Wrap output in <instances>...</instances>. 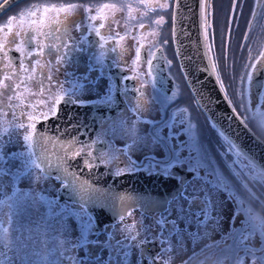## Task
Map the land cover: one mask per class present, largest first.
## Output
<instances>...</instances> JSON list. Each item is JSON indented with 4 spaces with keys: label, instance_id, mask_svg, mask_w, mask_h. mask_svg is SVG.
<instances>
[{
    "label": "snow or ice",
    "instance_id": "1",
    "mask_svg": "<svg viewBox=\"0 0 264 264\" xmlns=\"http://www.w3.org/2000/svg\"><path fill=\"white\" fill-rule=\"evenodd\" d=\"M10 2L11 0H0V14H2V11L6 9ZM93 7L94 5L91 0L79 4L37 3L25 8L18 15L9 16L5 22L0 23V116L7 118L10 115L12 118L11 120L0 119V128L3 129V131L0 132V176L13 175L10 167L11 164L17 159H22L25 156H27V159L23 160L22 167L28 172L29 177L34 181L38 182L42 179H46L47 176L51 174L48 169L52 167V161L48 157L49 149L47 146H44L42 154L37 157V159H40L41 161L47 160V168H42L41 163H37V160L32 159V156L35 155L34 153H8L4 151L5 148L12 145L14 142H20L21 137L18 133L21 129L26 130L22 136V140L26 146L30 147L28 142L35 139L37 143L47 141L53 149H58V151L53 154L57 156V160L60 162V165L64 167L65 171H69L70 169L69 162L75 161L78 158L81 161V170H91L101 164L107 166L112 161L118 160V157L114 155L94 154L92 148L93 145L96 144V141L81 140L80 136L82 132L80 131L75 135H69L67 137L63 135L64 132L71 133L74 128H82L79 124H69L67 128L64 129H60L58 126L57 135H50L47 131H40L37 128V124L46 125L50 120L59 119V106L61 102L67 106L78 105L80 107H84L88 103H100L99 100L95 102L81 100L76 91L69 92L65 90L63 88V82L53 76V72L58 73L59 66L66 62L65 54L62 53L61 49L67 46V41L64 40L63 37L68 34V25L74 23L75 28L82 33L84 31H89L84 25L73 20V15L78 14L81 10L85 14L91 13ZM125 7L128 10L130 19L136 21L141 29L145 27V20L151 25L162 27L165 23L164 14H167L169 10H172L173 33L175 34L178 14L180 11V0H174V3H168V0H129L127 3L121 2V10ZM237 7V0H232L231 10L235 11ZM100 8L116 10L117 3H104L100 5ZM209 9L214 10V5L210 4L209 0H197L196 17L201 30L200 45L204 49L202 55L205 58H207L209 50V45L206 41L210 25L207 23V18L214 14V11L210 12ZM256 9H260L264 12V0H255L254 8L251 12L252 17H256ZM134 10H144L140 11V19L138 21L136 17L131 15ZM188 10L189 12H192L191 8ZM97 11H99V9ZM61 14H63V16ZM98 18V15H87V19L91 21H95ZM229 22L231 23V20ZM26 23L27 27H25ZM100 27L103 28L104 25L101 24ZM91 31H94L95 36L99 38L97 41L98 43L106 39L99 29H91ZM117 35H119V33H117ZM56 41H59V43ZM82 42H84L83 36L80 43ZM76 43L78 42L73 41V47L76 46ZM159 43L162 49L168 44V41L161 40ZM30 44L32 45L31 48L25 52V49ZM100 47H104L103 43H100ZM225 47H227L226 44ZM13 51L19 53V55L12 56L11 53ZM113 51H115V49H113ZM260 55L264 56V53H260ZM162 56V51H160L158 57L157 52L151 50L145 55V61L148 66L147 74L151 78L154 91L156 85L161 83L159 72L162 71V69L157 68V63H159V59H162ZM50 57L54 59V63L53 59H49ZM41 58L45 60L44 64L41 63ZM136 58L137 60L140 59L139 50L137 51ZM154 61H156V63H154ZM121 63L122 60L120 55L117 54L113 59V64L114 66L119 67ZM170 65L171 61L168 62L169 67ZM227 67L231 68V65H227ZM248 68L255 70V64L245 65L246 71L240 78L239 105L241 109H243V112L238 113L236 107H232V116L236 119H239L242 115L249 112V101L246 97L250 91L252 72L247 71ZM216 69L217 66L215 64H207L205 68L200 70L214 75ZM261 70H264V64L261 65ZM124 79H132V77ZM245 80H247L249 85L247 89L244 87ZM45 81H47V84ZM31 84L36 85L38 92H31ZM219 86L221 88L224 87L222 82H220ZM81 87H84V85H81ZM22 88L29 89L30 94L32 95H38L48 91L49 96L52 97L51 107L37 111L35 104L25 103V97L21 91ZM54 88H58L59 93L62 94L54 93ZM88 90L93 89L89 86ZM137 91L139 90L137 89ZM124 94L127 95V92L125 91ZM141 95H143V93H141ZM175 96V92L170 96L165 95L161 102L170 103ZM193 99L198 100L199 94L197 93ZM105 102L109 105L111 104L110 99L105 98ZM228 102L229 104H232L231 100ZM46 103L47 101H41V104ZM257 104L260 107H264V90L258 91ZM28 108L33 110L26 111ZM148 110V102L142 101L130 109V111L136 114L135 119H122L119 128L115 125L113 126V135L118 133L126 141H130V143L127 144V152H125L127 158L119 163H122L124 168L129 172L136 170L137 168H144V164L133 160L128 153L147 149L148 152H145V155L147 156L145 162L147 164V169L156 172V174L173 176L180 185V189L177 196L166 201L164 212L155 218V226L159 229L161 234L152 235V226L141 225L142 234L137 233V235L141 237L139 240H137V235L127 236L126 239L133 242L132 246L136 247L138 250H142L140 254V264H145V262L146 264H172L171 255H168L167 258H165V255L171 252V246L169 249H163L161 247V250H158L153 254L147 253L145 245L148 243H158L162 246L168 239L167 236L162 235V233L168 230L165 228V225L174 229L177 226L178 220L191 223L192 219H195L198 225L204 223L205 220H216V218L211 215L215 210V203L211 198L212 193L208 190V184L210 182L203 177H199V169L205 167L206 176L210 175L216 177L213 190L223 187L225 190L229 191L230 196L235 198V194L231 192L230 186L224 182L223 178L217 176L216 169L212 167L211 161L207 156V150L196 141L194 136H191L194 126L190 121L185 123V121L181 119L179 121L181 127L177 128L175 124H172L167 120H162L160 124L144 131L137 127V122L141 120L143 112H147ZM184 111H186V109H181V112ZM69 116H71V113ZM252 116H256V113H252ZM249 119V116L244 115V119L240 122L247 127L245 121ZM25 120L27 123H25ZM141 122L150 125L154 123L147 120ZM260 124L261 126H264V113L260 114ZM161 126L163 129L169 130L164 133ZM9 127L12 128V131H9ZM212 127H216L214 122ZM185 133L189 134V141L179 139ZM219 136L222 137L227 144L228 153L234 151L238 157L245 155L237 148L235 143L223 130L219 132ZM13 138H15V141ZM155 149H159L164 153L162 159H156L154 156L148 154ZM185 150H187L188 155L182 156L181 153ZM120 151L123 152L124 150L121 149ZM59 152H63L64 155L60 156ZM173 168H183L189 173H195L200 183L198 185H189V182L183 176H178L175 172L169 171ZM246 168L250 173L249 179L264 182V169L257 166L255 161L249 160ZM33 169H40V173L34 174L32 171ZM69 174L73 175V182L71 185L73 192L79 197V199L74 202L78 203L80 206V223L78 225L80 235L74 243L66 240H58L57 243L53 244V247H55L56 252L58 253V260H67L68 264H85L84 260L78 259L75 256L67 255V253L75 251L81 245L86 246L90 243L88 236L90 233H94L95 228L93 225V218L90 215H85V213L88 212L87 204L96 200L97 197L95 194L99 193L101 190L94 185H90L86 180H80L77 173ZM123 174H125L124 169L117 164L115 170L112 171V175L121 176ZM237 175L240 178L243 177V173H238ZM57 179L63 181L64 177L58 175ZM65 186H67V184ZM244 187L246 188L247 186L244 185ZM248 191L249 195L253 199H256L254 193H252L250 189ZM39 199L42 198H37L36 196L29 197V200L33 204L38 203ZM105 199L111 201L112 208L115 209V200H123V197L121 196L113 199L105 194ZM49 204L51 205V202H49ZM239 204V211H243L247 216V221L245 222L247 228L229 234L233 239V245L227 249V251L231 253L228 258L232 260L233 264H264V240H262L261 246H257L252 242L257 234L264 237V215L255 213L251 207L245 208L242 200H239ZM193 205H197L198 210L193 211ZM19 206H21V202L19 200L14 202L10 201V198L4 191L3 183H0V218H3V224L12 226L13 232V235H9V228L0 225V244L12 252L10 257L0 259V264H16L21 249L24 252V257L29 259V264H34L29 257L28 248L24 246L28 241L33 239L31 230H29V235L25 237L22 231L24 225L21 224L20 227H16L14 224L16 209ZM173 211L176 213V219L168 220L167 217L170 216ZM73 214L71 207L67 204L60 206L59 211L50 210L48 217L55 218V223L42 218L44 234L47 235L48 233L62 232L64 219ZM201 217L205 218V220H201ZM119 218L122 220L124 218L123 214H120ZM235 218L236 213L233 215V224ZM37 229H39V225H37ZM17 232L19 233V236L14 235V233ZM170 235L171 232L169 231V236ZM189 235L194 238L197 236L196 233H189ZM237 237H239L238 241ZM52 241H57V237L52 236L51 240H46L44 242L45 247L47 248V245ZM92 243L99 242L92 241ZM66 244H71V248L66 247ZM214 247H219V244ZM179 250L180 249H177V251ZM48 254L47 251L44 252L41 264ZM0 255L5 254L0 253ZM32 255L40 254L33 253ZM97 264H99L98 261Z\"/></svg>",
    "mask_w": 264,
    "mask_h": 264
},
{
    "label": "flooded vegetation",
    "instance_id": "2",
    "mask_svg": "<svg viewBox=\"0 0 264 264\" xmlns=\"http://www.w3.org/2000/svg\"><path fill=\"white\" fill-rule=\"evenodd\" d=\"M239 1L240 0H238L237 2L238 9L240 7V14H242L245 10L247 0H245L246 4L243 5H241ZM45 2L56 4H79L85 3L87 2V0H24L14 6L12 9L2 14L0 16V23L5 22L11 15H18L22 10L31 6L32 4ZM91 2L94 5L93 11L91 13L85 14L81 10L78 12V14H74L72 17L73 20H76L77 22L84 25L87 29H89V31H84L82 33L75 28L74 23H70L68 25V34L63 37V39L67 41V46L61 49L62 53L65 54L66 62L59 66L58 73L53 72V76L61 82L65 81L70 83L78 82V79L86 83H100L101 81H106V86L100 89L96 98H89L84 100L86 102H95L99 100L100 103L88 104H96L102 107V109L106 110V117L99 118L97 129L95 130L91 139L88 140L96 141V144L93 145L92 148L94 154L109 156L114 155L118 157V160L112 161L107 166L101 164L91 170H81L82 165L80 159L78 158L75 161L69 162H72V164H70V167L71 169H76L77 174L81 176V180H86L89 182V184L93 181L92 179H88V176L97 178H100L101 176L120 177L112 175V171L115 170V166L117 164H119V166L124 169L125 174L123 175L135 173H142L144 175H156L157 177L161 178L163 184L161 190L165 192L168 191V193L171 194V197L167 199V201H169L173 197L177 196L179 192L180 185L178 184L177 180L171 175L156 174V172L147 169V164L145 163L147 160V156L145 155V152H148L147 149L128 153L129 155H131V158L133 160L145 165L144 168H137L136 170L129 172L126 168H124L123 164L119 162L127 158L125 152H127V144H129L130 141H126L118 133L116 135H113L112 128L114 125L119 128L122 119H135L136 114L130 111V109H132L134 105H137L142 101L148 102L149 110L147 112H143V114L141 115V120L137 122V127L139 129L147 131L150 127H155V125L160 124L162 120H167L170 123L175 124L177 128L181 127L179 124V121L181 119H183L185 123L188 122V120L184 117L185 111L181 112L178 110L186 108H179L177 106L172 107L169 104L167 105L166 103L161 102L162 98L165 95L170 96L173 92L176 93V96L173 98V101H175V99L179 95L180 86L182 85L185 86V88L188 90V95L191 96L188 86L181 73V76L179 78H181L182 81L177 82V80L172 77V75L169 74L167 70V60L169 59V55H171L172 58H176L173 42L172 10H169L167 14H164L165 23L162 25V27L151 25L145 20V27L141 29L136 21L130 19L127 8L125 7L123 10H121L120 8L121 2L127 3L129 2V0H91ZM104 3H117V9L112 10L100 8V5ZM168 3H174V0H168ZM247 5H249V0ZM98 9L99 11H97ZM140 11L134 10L131 13L132 16L137 18V21L140 19ZM61 15L63 16V14ZM87 15H98L99 18L95 21H91L87 19ZM101 24L104 25L103 28L100 27ZM25 27H27V23L25 24ZM91 29H99L101 34L106 37L104 41L100 42L103 43V48L100 47V43L97 42L99 38L95 36L94 31H91ZM117 33H119V35H117ZM82 36L84 42L80 43ZM161 40L168 41V44L162 49L159 43ZM73 41L78 42L76 43L75 47H73ZM56 42L59 43V41ZM31 46L32 45L30 44L25 49V52H27L31 48ZM113 49H115V51H113ZM138 50L140 54L139 60H137L136 58ZM149 50L157 52L158 57L160 51H162L163 56L162 59H159V63L161 61L164 62L167 73V79L161 81V83H158L156 85L155 91L153 89L151 78L147 74L148 66L145 61V55L149 52ZM117 54L120 55V58L122 60V63L119 65V67L114 66L113 64V59L117 56ZM11 55L18 56L19 53L13 51ZM49 59L53 58L50 57ZM41 63H45V60L43 58H41ZM154 63H156V61H154ZM177 67L179 69L178 62ZM261 71L262 70H260L258 72V75L254 78L253 92L255 95H257L258 93L255 90L256 78H258ZM94 72L97 73L94 74ZM127 77H132V79H124ZM45 83H47V81H45ZM74 87V85L63 84V88L69 92H72ZM30 88L32 93H35V90L38 89L35 84H31ZM137 89L139 91H137ZM23 90L26 91V94L30 92L29 89L23 88L21 89L23 94ZM261 90H264V76L261 82L260 91ZM125 91L127 92V95L124 94ZM53 92L59 93V89L54 88ZM141 93H143V95H141ZM40 95L41 94H38L36 96L40 97ZM24 97L25 103L36 105L37 111L47 108L45 105L44 107L40 106L41 101L32 99L28 95ZM105 98L111 100L110 105L105 102ZM51 100L52 97H50L48 107H51ZM193 103L196 109L199 111L194 100ZM164 109L167 110L166 112L168 116H166ZM26 110L32 111L33 109L28 108ZM144 120L152 121L154 123L151 125L142 123L141 121ZM251 122L254 123L255 121L249 120V123ZM256 127L260 131H262L264 130V126H261L260 122L258 124L252 125V130L264 140V133L257 131ZM161 128L164 133L169 130L163 129L162 126ZM179 139L189 141L190 136L188 133H185ZM219 141L222 142V139L220 138ZM121 149H123L124 151H120ZM232 153H234V155H231L235 157L237 162L240 161L236 153ZM148 154L154 156L156 159H162L164 157V153L159 149H155ZM181 155L187 156V150L183 151ZM169 171L175 172L178 176H183L189 182V185H198L200 183L195 173H189L183 168H173ZM246 171L249 173L248 170ZM246 171L241 170L238 172L244 173ZM199 177H203L207 181H209L210 183L208 185L212 187L215 185L216 177L210 175L206 176L205 167H201L199 169ZM51 178H54L57 183V211L60 210V206L67 204L71 207L74 213L72 216L64 219L63 225L66 227L72 225L76 228L78 235H80V232L77 229L80 223V206L78 203L70 201L74 199H68L67 196L77 199H79V197L74 192L73 194L67 192V196L65 197L63 191L66 187H68L69 183L65 180L62 181L57 179V176ZM95 182L96 180L94 181V183ZM258 183L264 185V182H261L259 180ZM66 184L67 186H65ZM210 191L218 192L221 195L224 194L226 197L225 201H227V199H229L230 201V224L228 228H225V230H221L222 232L213 238L205 239L203 244L201 243L202 245L198 246L195 243H198L197 237L199 238V236L197 235L194 238L193 236L189 235V233L197 234V230L191 228L193 224H197L196 220L192 219L191 223H187L183 220H178L177 226L174 229L170 228V226L168 225H165V228L168 230L162 233V235L167 236L168 239L162 246L158 243H148L145 245L147 253L154 254L158 250H161V247L163 249H169L171 246V252L167 253L165 255V258H167L168 255H171L172 264H233L232 260L228 258L231 253L227 251V249L233 245V239L229 234L235 231H242L247 228V224L245 223L247 221V216L243 211H239V200H241V198L239 197V190L231 189V192L235 194V198L233 196H230L229 191L225 190L223 187H220L216 190H213V188H211ZM59 193H61V197ZM250 198L251 200L253 199L251 196ZM223 205L227 206L226 203H224ZM149 207L154 208V211H145V209H143H149ZM165 207L166 199H162L161 202L155 203L153 205H147V207L132 208L126 214H123L124 218L122 220L119 218L120 216H118L113 222L108 224L105 223L102 226H98L96 224L94 216L89 211L85 213V215H90L93 218V225L95 228L94 233H90L88 236V240L90 241V243L88 244L93 247L95 264H97V261L99 262V264H140V254L142 250H138L136 247L132 246L133 242L129 239H126V237L130 235H137V233L142 234L141 225L152 226V235L161 234L159 229L155 226V218L164 212ZM249 207H251L253 210H261V208L256 207L254 203L248 204V208ZM196 210H198V206L193 205V211ZM224 211L226 212V209H224ZM234 213H236V218L233 224L232 220ZM223 218L224 216L221 215V219ZM167 219H176V213L173 211L172 214L167 217ZM200 219L205 220V218L203 217H201ZM206 221L208 220H205V222ZM218 221L219 220L217 219L215 220L216 226L218 224ZM169 231L171 232L170 236ZM204 232H206V229L203 230V233ZM140 238L141 237L137 235V240H139ZM238 240L239 237H237V241ZM70 241L74 243L77 240L73 241L72 239H70ZM92 241H98L99 243H92ZM252 242L255 244L254 238ZM217 244H219V247H214ZM68 246L71 248V244H69ZM177 249L180 250L177 251Z\"/></svg>",
    "mask_w": 264,
    "mask_h": 264
},
{
    "label": "rangeland",
    "instance_id": "3",
    "mask_svg": "<svg viewBox=\"0 0 264 264\" xmlns=\"http://www.w3.org/2000/svg\"><path fill=\"white\" fill-rule=\"evenodd\" d=\"M239 2L241 5L246 4L245 0H240ZM246 2L248 4V0ZM209 3L214 5V10L209 9L210 12L214 11V14L207 18V23L210 25L206 41L209 45V58L211 63L217 66L215 71L216 75L219 81L223 83V89L229 100L232 101V106L236 107L238 113L243 112V109H241L239 105L240 78L246 71L245 65L255 64V70L251 68L247 69V71L252 72V79L250 82V91L246 97L249 101V112L244 114L250 117L249 120L255 121L254 123H249L252 127V125L260 122V114L264 113V107L260 108V106H258L257 95L253 92L254 78L261 70V65L264 64V56L260 55V53H264V12L260 9H256V17L251 16L255 0H249V5L246 4L242 14H240V7L239 9L237 7L235 11L231 10L232 0H209ZM230 20L231 23L229 22ZM225 44L227 47H225ZM169 61H171L170 67L168 66ZM227 65H231V68H228ZM167 70L177 82L182 81L181 78H179L181 75L177 67L176 58H172L171 55H169V59L167 60ZM96 73L97 72H94V74ZM62 82L64 85H74L73 91H76L79 98L83 100L96 98L100 89L106 86V81H101L100 83H86L78 79V82ZM81 85H84V87H81ZM89 86H91L93 90H88ZM244 87L246 89L249 87L247 80H245ZM23 91L24 96L28 95L32 99L38 101H47L46 104H41V107H44V105L46 107L49 106L51 96H49L48 91L42 93L40 97L32 95L30 92L26 94V91ZM35 92H38V89H36ZM166 104L172 107L177 106L179 108H186L184 117L194 126L192 136H194L196 141L207 150V156L212 166L216 169L217 176L222 177L224 182L228 184L231 189L239 190V197L243 201L245 208H248V204L254 203L256 207L261 208V210H254V212L264 215V185L258 183V180L252 181L249 179L250 173L246 171L248 170L246 165L250 159L246 155H243L238 157L240 161L237 162L235 157L232 156L234 153L227 152V144L224 142L223 138L219 136L220 131L216 127L213 128L211 121L205 119L196 109L184 85L180 86L179 95L175 101ZM178 110L181 111V109ZM164 111L166 116H168L167 110L164 109ZM252 113H256V116H252ZM244 115L241 116L242 119H244ZM0 119L11 120L12 118L9 115L7 118L0 116ZM25 123H27L26 120ZM256 130L264 133V130L261 129L262 131H260L257 127ZM2 131L3 129L0 128V132ZM9 131H12L11 127H9ZM25 131V129L19 130L18 135L21 137L20 142H14L12 145L5 148L4 151L8 153H33L31 140L28 142L30 147L26 146L22 140ZM219 137L222 139V142L219 141ZM13 139L15 141V138ZM24 159H27V156L22 159H17L11 164L10 167L13 175L0 176V183H3L4 191L10 198V201L14 202L19 200L21 202V206L16 209L14 224L16 227H20L21 224L24 225L22 231L25 237L29 235V230H31L33 239L28 241L24 246L28 248L29 257L34 264H41L45 251L49 254L46 259H43L42 264H68L67 260L60 261L57 259L58 253L55 247H53V244L57 243L58 240L70 241V239H72L75 241L79 237L78 232L76 228L71 225L69 227L64 226L62 232L44 234L42 218L55 223V218L48 217V213L50 210H58L57 183L54 178L48 176L46 179H42L38 182L34 181L22 167ZM32 159H35L34 155ZM241 170L246 171L243 173L242 178L237 175L241 173L238 172ZM32 171L34 174L40 173V169H33ZM244 185L247 187L245 188ZM210 187L213 188L208 185L209 191L211 190ZM249 189L254 193L256 199L251 200ZM210 192L212 193L211 198L215 203V210L212 212V216L219 221L217 226L213 220H208L200 225L193 224L191 228L196 229L197 235L199 236V238L197 237L198 243H195L198 246L202 245L205 239L213 238L220 234L222 232L221 230H225L230 224L231 207L229 199L225 201L226 197L224 194L221 195L214 191ZM30 196H36L42 199H39L38 203L33 204L29 200ZM49 202H51V205ZM224 203H226L227 206L223 205ZM224 209H226V212ZM221 215L224 216L223 219H221ZM0 225H2V227H8L9 235H13L12 226L3 224V218H0ZM37 225H39V229H37ZM205 229L206 232L203 233ZM14 235L19 236V233H14ZM52 236H56L57 241L50 242L46 248L44 242L46 240H51ZM254 240L257 246H261L264 237L257 234ZM68 245L69 244H66L65 246L69 247ZM0 253L5 254L0 255V259H6V257L12 255V252L4 248L2 244H0ZM33 253H39L40 255H32ZM67 255L82 259L85 261V264H95L93 247H91L90 244L86 246L81 245L75 251L67 253ZM16 264H29V259L24 257L22 249Z\"/></svg>",
    "mask_w": 264,
    "mask_h": 264
},
{
    "label": "water",
    "instance_id": "4",
    "mask_svg": "<svg viewBox=\"0 0 264 264\" xmlns=\"http://www.w3.org/2000/svg\"><path fill=\"white\" fill-rule=\"evenodd\" d=\"M24 0H11L10 4L2 11V14L12 9L17 4ZM189 8L192 12H189ZM197 0H180V11L178 14L175 34L173 33L174 51L178 62L180 73L183 76L188 89L192 96L199 94V99H194L206 115V117L213 123L219 131L223 130L230 139L235 143L237 148L244 153L250 160L255 161V164L264 169V140H262L248 125L242 124L243 120L233 118L232 104H229V98L226 92L221 88L220 81L215 74H209L200 69L205 68L207 64H212L209 58L202 55L204 49L200 45L201 30L196 17ZM0 14V16L2 15ZM160 64V65H159ZM157 64L160 81L167 79L166 68L164 62ZM264 76V70L259 73L256 78L255 90L261 89V82ZM163 77V78H162ZM186 91H188L186 89ZM71 113V116L69 114ZM106 117V110L96 104H88L84 107L78 105L67 106L63 102L59 106V119L50 120L45 124H37L40 131H47L50 135H57V127L60 129L67 128L69 124H79L80 129L74 128L71 133L64 132L65 137L75 135L78 131L82 132L80 139H91L98 126L99 118ZM206 118V119H207ZM47 146L49 149L48 157L52 161V167L48 169L51 173L48 176H63L64 180L69 183L68 187L64 189L65 197L67 192L73 194L72 182L73 175L69 173H77L76 169H69L65 171L64 167L60 165L57 156L54 152L58 149H53L47 141L37 143L35 139L32 140V149L38 163H41L42 168L48 167L47 160L41 161L37 159ZM63 156V152H59ZM72 164V162L70 163ZM92 179L90 185H94L100 189L96 193V200L87 204L88 211L94 216L96 224L102 226L113 222L120 214H126L130 209L136 207H147L159 203L162 199L171 197L168 191H163L162 181L156 175H144L142 173L126 174L120 177H106L100 178L88 176ZM81 180V176L78 175ZM96 182L94 183V181ZM60 197H61V193ZM105 194L108 197L115 199L116 197H123V200H115L116 207L112 208L111 201L105 199ZM70 201H76L77 198ZM61 201V200H60ZM143 208L145 211H154V208ZM107 214V215H106Z\"/></svg>",
    "mask_w": 264,
    "mask_h": 264
},
{
    "label": "trees",
    "instance_id": "5",
    "mask_svg": "<svg viewBox=\"0 0 264 264\" xmlns=\"http://www.w3.org/2000/svg\"><path fill=\"white\" fill-rule=\"evenodd\" d=\"M245 29V28H244ZM192 98V97H191ZM199 112L203 115V113L199 110ZM204 116V115H203ZM205 117V116H204ZM206 118V117H205ZM208 121V120H207ZM209 122V121H208ZM247 124L249 125V121H246ZM250 126V125H249ZM251 127V126H250ZM252 128V127H251ZM253 129V128H252Z\"/></svg>",
    "mask_w": 264,
    "mask_h": 264
},
{
    "label": "bare ground",
    "instance_id": "6",
    "mask_svg": "<svg viewBox=\"0 0 264 264\" xmlns=\"http://www.w3.org/2000/svg\"><path fill=\"white\" fill-rule=\"evenodd\" d=\"M218 129V128H217ZM219 130V129H218Z\"/></svg>",
    "mask_w": 264,
    "mask_h": 264
}]
</instances>
